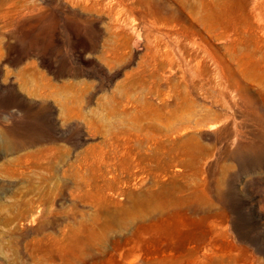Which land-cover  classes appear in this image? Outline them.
<instances>
[{"label":"rangeland","instance_id":"1","mask_svg":"<svg viewBox=\"0 0 264 264\" xmlns=\"http://www.w3.org/2000/svg\"><path fill=\"white\" fill-rule=\"evenodd\" d=\"M202 5L0 0V264H264V76Z\"/></svg>","mask_w":264,"mask_h":264},{"label":"bare ground","instance_id":"2","mask_svg":"<svg viewBox=\"0 0 264 264\" xmlns=\"http://www.w3.org/2000/svg\"><path fill=\"white\" fill-rule=\"evenodd\" d=\"M201 2L209 21L206 30L208 36L223 42L227 39L228 32L236 33L238 38L233 44L231 57L238 60L240 64L249 63L264 76V0H201ZM200 35L197 38L195 36L192 40L211 65L209 68L210 77L213 82L215 81V85L211 86V91L223 99L226 94L227 70L225 47L222 46L218 49L210 43L211 40L207 41L208 37ZM133 42L135 45L139 43L138 36H135ZM236 44L238 50L234 49ZM165 57L169 59V64L173 63L169 51H166ZM194 62L198 66L200 58Z\"/></svg>","mask_w":264,"mask_h":264},{"label":"crops","instance_id":"3","mask_svg":"<svg viewBox=\"0 0 264 264\" xmlns=\"http://www.w3.org/2000/svg\"><path fill=\"white\" fill-rule=\"evenodd\" d=\"M0 63H2V64H0V86H1V84H2V79H3V76L6 74V76H11V77H15V75H17L18 76V78H19V76H20V65H19V62L17 61L16 63L15 62H7V69H5L4 68V63L5 62H3V61H1L0 60ZM8 138H10V139H12L13 138V136H11V135H8Z\"/></svg>","mask_w":264,"mask_h":264},{"label":"water","instance_id":"4","mask_svg":"<svg viewBox=\"0 0 264 264\" xmlns=\"http://www.w3.org/2000/svg\"><path fill=\"white\" fill-rule=\"evenodd\" d=\"M138 45H139V44H138ZM138 45H137V46H138ZM134 46H135V45H134ZM135 47H136V46H135Z\"/></svg>","mask_w":264,"mask_h":264}]
</instances>
